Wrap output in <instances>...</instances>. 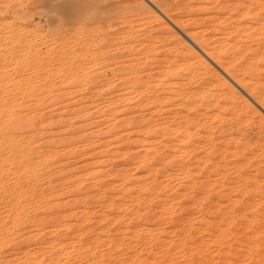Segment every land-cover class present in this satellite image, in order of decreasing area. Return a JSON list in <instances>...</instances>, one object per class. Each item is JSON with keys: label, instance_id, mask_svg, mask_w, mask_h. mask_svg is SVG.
I'll use <instances>...</instances> for the list:
<instances>
[{"label": "rangeland", "instance_id": "374dc122", "mask_svg": "<svg viewBox=\"0 0 264 264\" xmlns=\"http://www.w3.org/2000/svg\"><path fill=\"white\" fill-rule=\"evenodd\" d=\"M0 94V264H264V0H0Z\"/></svg>", "mask_w": 264, "mask_h": 264}, {"label": "bare ground", "instance_id": "6f19581e", "mask_svg": "<svg viewBox=\"0 0 264 264\" xmlns=\"http://www.w3.org/2000/svg\"><path fill=\"white\" fill-rule=\"evenodd\" d=\"M263 30V29H262ZM263 36V35H262ZM195 41V40H194ZM262 53V52H261ZM258 54L259 55V59L261 58V57H263V54ZM254 58V57H253ZM236 59V58H235ZM252 60V59H251ZM258 60V59H257ZM253 61V60H252ZM259 61V60H258ZM250 62V61H249ZM257 62V61H256ZM252 64V63H251ZM249 65V64H248ZM258 67V66H257ZM253 68V67H252ZM250 69V68H249ZM248 70V69H247ZM258 70V69H257ZM234 72V71H233ZM246 74V73H245ZM204 83H206V82H204ZM212 83V82H211ZM205 87H206V85H205ZM208 87H211V86H208ZM201 88V87H200ZM204 88V87H203ZM207 89V88H206ZM259 90V89H258ZM6 91V90H5ZM194 91V90H193ZM203 91V90H202ZM202 91H201V93H202ZM8 92V91H7ZM23 92V91H22ZM259 92H261V91H259ZM259 94V93H258ZM0 95H2V94H0ZM23 95V94H22ZM215 95V94H214ZM263 95V94H262ZM3 96V95H2ZM221 96V95H220ZM194 97H196L195 95H194ZM212 97H213V95H212ZM223 97V96H222ZM217 98V97H216ZM262 98H263V96H262ZM220 99V98H219ZM2 100H4V101H8V99H5V98H2ZM216 100V99H215ZM4 101H2V102H4ZM221 101V100H220ZM211 102V101H210ZM222 102H223V100H222ZM19 103V102H18ZM221 103V102H220ZM228 104H229V102H228ZM208 105V104H207ZM225 105V104H224ZM219 106V105H218ZM1 107V106H0ZM5 107V106H4ZM10 107V106H9ZM207 107V106H206ZM215 107V106H214ZM3 108V107H2ZM25 108V107H24ZM6 110H7V108H5ZM0 110H2L1 108H0ZM10 110V109H9ZM13 112V111H12ZM1 113V112H0ZM7 113V112H6ZM11 113V112H10ZM8 114V113H7ZM6 116V115H5ZM33 118V117H32ZM9 118H7V120H8ZM36 119V118H35ZM31 121H33V120H31V118L30 117H26L25 116V114L24 115H22L21 114V116H18V117H16V118H13L11 121H3L2 120V118L0 117V154H32L34 151V149H32V148H30V146L29 145H26L27 144V141H26V138L25 137H23V138H20V139H18L17 137L19 136V135H22V134H24V131L26 130V129H29V127L31 126L30 125V123H31ZM35 121V120H34ZM33 123V122H32ZM31 123V124H32ZM30 125V126H29ZM189 125V124H188ZM29 126V127H28ZM32 127V126H31ZM29 131V130H28ZM26 132V131H25ZM28 133V132H27ZM29 134V133H28ZM263 134V133H262ZM31 136H32V134H31ZM34 136V135H33ZM32 136V137H33ZM21 137V136H20ZM31 137V138H32ZM8 139V144H10L11 146L9 147H5L4 146V142H3V140L4 139ZM262 138V137H261ZM22 139H23V141H22ZM24 139H25V141H24ZM30 139V138H29ZM258 140V139H257ZM261 140V139H260ZM263 141V140H262ZM257 144V143H256ZM253 145V144H252ZM260 145V144H259ZM196 146V145H195ZM33 147V146H32ZM36 150H37V148H35ZM31 151H33L32 153H31ZM45 152V151H44ZM36 153V152H35ZM38 153V152H37ZM188 154V153H187ZM209 154V153H208ZM6 156V155H5ZM14 156V155H13ZM246 156V155H245ZM23 157V156H22ZM15 158V157H14ZM20 158V157H19ZM250 159V158H249ZM246 160H247V158H246ZM3 161V160H2ZM2 163V162H1ZM23 163V162H22ZM10 167V166H9ZM25 167V166H24ZM9 170H10V168H9ZM25 170V169H24ZM21 172V171H20ZM215 172V171H214ZM262 173V172H261ZM251 181V180H250ZM239 184V183H238ZM20 186V185H19ZM6 187V186H5ZM23 195V194H22ZM253 196H254V194H253ZM256 200V199H255ZM246 202V201H245ZM248 206V205H247ZM261 223V222H260ZM264 224V223H263ZM258 225V224H257ZM258 228H260V226H258ZM256 229V228H255ZM254 229V230H255ZM257 230V229H256ZM263 246V245H262ZM259 248H261V247H259ZM262 249H264V247L262 248ZM260 250V249H259ZM260 252H263V251H260ZM260 252L258 253V254H260ZM264 253V252H263ZM258 254H256V255H258ZM260 256V255H259ZM262 256H264V255H262ZM242 257V256H241ZM257 258V257H256ZM260 258H261V256H260ZM238 261V260H237ZM260 261V260H259ZM262 261V260H261Z\"/></svg>", "mask_w": 264, "mask_h": 264}]
</instances>
